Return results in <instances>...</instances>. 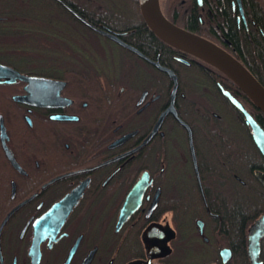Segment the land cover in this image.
<instances>
[{
	"label": "flooded vegetation",
	"instance_id": "flooded-vegetation-1",
	"mask_svg": "<svg viewBox=\"0 0 264 264\" xmlns=\"http://www.w3.org/2000/svg\"><path fill=\"white\" fill-rule=\"evenodd\" d=\"M156 2L171 23L252 74L242 43L264 40V0ZM8 5L0 13V66L10 70L0 72V264H240L238 240L226 238L207 204L217 193L200 173L199 144L223 131L214 121L242 115L224 92L255 119L244 93L195 54L162 48L139 0ZM159 66L177 77L174 107L190 128L198 177L187 128L171 113L159 122L173 87ZM33 77L63 86L39 95L26 80ZM188 181L197 189H178ZM190 196L199 205H178ZM68 197L58 225L51 213ZM262 215L249 218L239 239L245 264H264V222L248 250Z\"/></svg>",
	"mask_w": 264,
	"mask_h": 264
},
{
	"label": "trees",
	"instance_id": "trees-1",
	"mask_svg": "<svg viewBox=\"0 0 264 264\" xmlns=\"http://www.w3.org/2000/svg\"><path fill=\"white\" fill-rule=\"evenodd\" d=\"M9 2L10 0H2L0 13H10ZM145 36L149 38L147 34ZM159 40L162 48L174 47L162 39ZM242 50L250 64V71L264 87V40L261 37H257L253 43L244 40ZM249 109L256 122L264 129V114L255 107ZM233 114L232 119H227L223 124H219L218 121L211 124L223 127L222 132L209 134L201 144L196 140L195 145L204 147L200 173L202 176H209L206 185L212 184L210 188L217 193L215 196L207 197V204L220 216L226 238L238 240L235 242L237 259L240 264H245L242 254L243 245L239 239L243 237V229L245 224L249 223V218L264 212V186L253 173L264 168V162L248 135L249 129L242 115L235 110ZM212 177L214 180L211 179ZM178 189L197 188L193 182L188 181L179 182ZM5 200L3 189L1 193L3 205ZM178 205L197 206L199 202L197 203V197L190 196L179 198Z\"/></svg>",
	"mask_w": 264,
	"mask_h": 264
},
{
	"label": "water",
	"instance_id": "water-1",
	"mask_svg": "<svg viewBox=\"0 0 264 264\" xmlns=\"http://www.w3.org/2000/svg\"><path fill=\"white\" fill-rule=\"evenodd\" d=\"M139 6H140L141 14L146 24L158 37H160L162 40H164L165 42L169 43L172 46L178 47L179 49L195 54L196 56L200 57L201 59H203L204 61L215 67L216 69H218L226 77H228L238 87L239 90H241L244 93V95L251 101V103L254 105V107H256V109H258L262 114H264V87L243 65L238 63L236 60L232 59L229 55L221 51L219 48L211 44L209 41L202 39L198 36H195L189 33L188 31L179 28L175 24L171 23L161 13V11L158 8L157 2L153 4L151 0H139ZM164 36L173 39L175 41H178L183 46L177 45L175 43H172L164 39ZM159 68L162 72L166 73L173 82V87L170 94L171 95L170 105L167 108V110L161 115L159 122L163 119V117L167 113H171L182 126L187 128L189 132V144H190L191 154L193 157V165H194L195 173L198 177L199 173H198L197 161L195 157L190 128L178 117L177 111L174 107L175 94L178 86L177 77L171 69L162 66H159ZM7 71L10 70L4 68L3 66H0V72H7ZM13 74H15V72H13ZM18 77L25 78L19 75ZM26 80H28L30 84L33 85L36 89H40V91L37 92V94L39 95L44 93V90L52 91L55 90V88H57V93H58V90H60V88L63 86V84L60 82L45 78L33 77V78H27ZM224 94L244 116L245 124L250 128L252 140L264 160V129L246 111V109L239 101H237L228 92H224ZM256 176L260 181V183L264 186V174L261 172H256ZM137 190H140L139 187H136V189H134V191ZM68 199H70V197L65 198L62 201L58 202L54 206V210L51 213V215L54 216H59V217L61 216V218L58 219L57 221L58 225L62 224L63 220L66 218L71 208V205H68L67 206L68 208H65V211L62 212L64 203L68 201ZM130 199L131 197L129 196L127 202ZM8 216L9 215H7L6 218L3 220L1 227L4 226ZM263 222H264V216L262 215L259 219L255 221V223L249 229V236H248L249 252H252L254 250L253 242L255 243V245L258 243L257 238L260 235L258 233L255 234V230L256 228L261 226ZM35 250H37V255H38L39 253L37 246H35Z\"/></svg>",
	"mask_w": 264,
	"mask_h": 264
},
{
	"label": "bare ground",
	"instance_id": "bare-ground-1",
	"mask_svg": "<svg viewBox=\"0 0 264 264\" xmlns=\"http://www.w3.org/2000/svg\"><path fill=\"white\" fill-rule=\"evenodd\" d=\"M151 1H152L153 4L156 3V0H151ZM164 39H166V40H168V41H170V42H172V43H175V44H177V45H181V46H183V45H182L181 43H179L178 41H175V40H173V39L167 38L166 36H164Z\"/></svg>",
	"mask_w": 264,
	"mask_h": 264
},
{
	"label": "rangeland",
	"instance_id": "rangeland-1",
	"mask_svg": "<svg viewBox=\"0 0 264 264\" xmlns=\"http://www.w3.org/2000/svg\"><path fill=\"white\" fill-rule=\"evenodd\" d=\"M97 46H98V44H97ZM98 47H100V46H98Z\"/></svg>",
	"mask_w": 264,
	"mask_h": 264
}]
</instances>
